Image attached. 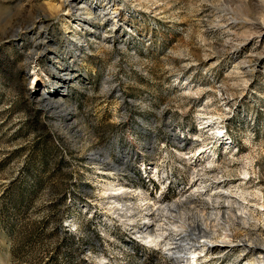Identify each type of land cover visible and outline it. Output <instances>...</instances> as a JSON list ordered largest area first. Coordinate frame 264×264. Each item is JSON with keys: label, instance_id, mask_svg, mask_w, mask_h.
<instances>
[{"label": "rangeland", "instance_id": "374dc122", "mask_svg": "<svg viewBox=\"0 0 264 264\" xmlns=\"http://www.w3.org/2000/svg\"><path fill=\"white\" fill-rule=\"evenodd\" d=\"M218 208L196 264H264V0H0V264H186Z\"/></svg>", "mask_w": 264, "mask_h": 264}, {"label": "bare ground", "instance_id": "6f19581e", "mask_svg": "<svg viewBox=\"0 0 264 264\" xmlns=\"http://www.w3.org/2000/svg\"><path fill=\"white\" fill-rule=\"evenodd\" d=\"M120 188L121 187H119V189ZM209 195H213V187H211ZM165 209L171 210V208L167 206L165 207ZM217 211H218V214L214 220H213V217H211V214H213V212H209L208 216H206L207 213L205 209H202L200 210L201 216L197 218L196 222H194L192 225L186 224L183 221L180 224L181 229L179 230V232H175V236L172 237L169 242H166L164 244L165 246L164 250L166 251V254L172 258H176L178 256H176V253L174 250L179 249L183 253L182 260L185 261L186 264H196L197 256H198L196 250L198 249V247L202 248L200 251H203L204 249L208 248V244L204 242V240L199 241V238L213 239L212 237L213 234L218 233V228L220 227L219 220L222 218L224 214L222 215V211H220L219 208L217 209ZM161 230L162 228L159 225L158 231H161ZM223 230L227 232V230H229L228 226L224 225ZM218 234H221L222 236H227L226 233H218ZM158 237H161V236L158 235ZM209 242H211V240H209ZM192 248H195L193 252L190 251ZM188 253L190 255H188Z\"/></svg>", "mask_w": 264, "mask_h": 264}]
</instances>
